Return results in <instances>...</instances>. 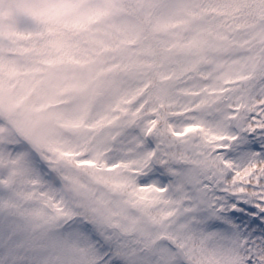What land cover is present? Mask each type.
<instances>
[{
	"label": "rangeland",
	"instance_id": "374dc122",
	"mask_svg": "<svg viewBox=\"0 0 264 264\" xmlns=\"http://www.w3.org/2000/svg\"><path fill=\"white\" fill-rule=\"evenodd\" d=\"M76 1L0 0L2 39L0 74L5 71L18 80L19 73L26 71L27 68L23 61L15 56L18 54L11 53L7 47V38L15 33L19 37L26 35L32 40L37 32L49 25L53 42L50 44L47 40L40 43L37 55L41 56L42 52L49 54L42 60L45 63L44 68L58 61L64 63L62 68L64 83H52L49 86L48 100L37 102L32 106V110L38 114L50 103L52 108L45 113L51 114L42 115L41 119L51 120L60 128L75 133L87 129L91 142L89 148L85 149L83 144L72 138L66 139L67 137L58 130L51 129L41 138L36 134L35 141L36 139L41 141L39 145H48L50 151L62 158L55 159L49 156V164L42 161L45 166L43 170L37 165V154L33 144L28 141L18 142V138L13 135V127L5 118L9 115L10 106L22 105L25 99L23 93L17 88L13 89V85L9 83L10 78L5 87H0V201L6 198L5 192L10 189L11 194L22 197L24 202L23 210L18 212L16 208L10 210L8 200L7 209L0 204V220L3 221V225H0V264H52L54 261L63 264H103L99 259L102 251H98L95 240L87 232L83 223L84 218L76 215L80 214L81 208L85 212L87 205L81 203L79 199L70 202L72 187L69 177L77 176L75 173L79 169L96 170L110 175L117 170L134 166L142 168L139 171L134 170V174L138 175L139 172L140 175V172L144 171L159 154L157 145L150 146L154 137L152 133L149 134L150 130L147 127L157 121L151 113L143 114V120L134 130L129 128L123 131L120 128L125 124L121 110L128 109L134 118L141 115L140 107L144 106L143 97L147 87L137 80L128 81L121 73L119 75L124 82L120 81L116 77L120 66L111 54L124 44L134 43L140 35L147 32L167 34L169 39L163 47L166 55L174 54L175 51L184 54L195 52L200 44L199 30L192 24V19H199L204 9L213 7L207 0H79L77 3ZM155 2H159L162 10L152 16L149 12L154 8ZM70 6L71 10H68ZM222 6L224 7L220 5ZM260 8H264V4L261 6L253 4L254 11ZM244 9L249 11V4H246ZM4 11L6 14L3 18L1 14ZM16 15L26 16L27 20L15 22ZM207 31L213 34L219 46L224 48L228 34L240 32L239 36H232L233 42L235 44L238 42L241 47L233 49L228 56L211 58L207 66L202 60L199 64L200 71L195 77L187 73L177 75L180 83L176 95L170 101L174 109L172 115L178 117L189 112L191 122L174 123L172 119L169 133L176 138L194 135L195 132L205 134L208 140L206 145L209 146L214 143L211 139L213 131L227 121L235 120L240 112V106L232 105L234 102L229 98L234 85L260 74L259 46L264 43V30L258 28L253 35L248 36L246 32L225 24L221 18L210 20ZM242 47L249 49L250 52L241 50ZM1 48L5 50L4 53L1 52ZM106 51L111 54L104 60L102 53ZM72 62L78 64L79 71L85 66L86 76L80 72L73 75L69 65ZM165 68L158 79L162 82H172L174 80L172 68L168 65ZM109 77L113 79L116 77L120 81L117 85V96L91 107L99 87L98 81L100 78L109 81ZM11 92L14 93L12 98ZM72 92L78 93V97L72 94L71 101L66 102V98ZM214 102H217V107H200ZM62 103L66 106L61 107ZM199 108L203 110L195 113ZM173 124H178L179 127ZM193 138L194 140L186 145L201 148L202 138L196 136ZM12 144L13 151L10 149ZM185 148L187 149L186 146ZM187 155L191 163H197L200 158L211 159L210 151L199 155L193 150L191 154L187 152ZM62 162L71 168L63 167ZM157 166L163 165L158 161ZM147 169H151V166ZM179 171L182 174L181 169ZM52 174H55V179L51 178ZM184 175L186 177L189 174ZM144 181L138 180L136 183L134 195L136 199L148 196L154 198L156 194L165 195L157 187L159 181H153L147 187L143 186ZM87 187L88 194L103 207L104 214L111 220L112 225L117 224L119 215L125 222L126 230H131L137 223L138 218L134 211L126 205L128 201L123 199L119 204L124 205L117 211V195L116 198H109L107 190L100 187L94 189L90 185ZM135 198L131 201L137 204ZM166 207L167 209L160 206L154 210L151 221L154 231L160 233V228L165 227L166 236L178 244L186 256L191 255L197 262L203 264H212L214 258L208 257L205 251L209 250L208 254L211 256L213 251L210 248L215 253L224 241L214 236L201 235L200 230L186 224L181 213L175 215L178 206ZM75 210L79 211L75 213ZM164 217L167 221L166 226ZM21 231L27 232L28 235L32 233L39 235L35 246H29L28 236H22L19 233ZM102 233H107V230ZM163 248L165 249L163 264H171L175 251H169L166 246ZM108 258L109 256L103 261H107ZM104 264H111L110 260Z\"/></svg>",
	"mask_w": 264,
	"mask_h": 264
},
{
	"label": "snow or ice",
	"instance_id": "6c2138e0",
	"mask_svg": "<svg viewBox=\"0 0 264 264\" xmlns=\"http://www.w3.org/2000/svg\"><path fill=\"white\" fill-rule=\"evenodd\" d=\"M258 98L264 100V92ZM211 139L210 160L180 166L191 180L182 193L184 222L224 241L212 264H230L233 254L240 264H264V103L252 102L239 119L214 130ZM170 169L171 164L158 167L143 186L159 181V191L167 193ZM181 255L173 253L171 264H188Z\"/></svg>",
	"mask_w": 264,
	"mask_h": 264
},
{
	"label": "trees",
	"instance_id": "16d2710c",
	"mask_svg": "<svg viewBox=\"0 0 264 264\" xmlns=\"http://www.w3.org/2000/svg\"><path fill=\"white\" fill-rule=\"evenodd\" d=\"M161 10L162 7L159 5V2H155L153 11L156 13V12H161ZM45 35H49L48 41L52 43L53 40L50 35V27L46 26L41 31L37 32L32 40L30 38H27L26 35L22 36V40L24 42H21L16 46H14L15 48L13 50L19 53L23 61L33 63L35 51L39 46L41 37ZM162 41H163L162 38L153 32L145 33L139 37L138 41L135 44L136 47L133 48L129 45L123 46V48H125L126 51H123V49L119 50L118 48V53H116L118 54V57H120V61L124 64L123 65L125 69L124 74L127 73L129 77L131 76L132 79H136L137 81L150 80L151 85L149 89V94L152 100H154V103L155 101H157V102H161V104L165 102L164 99H165L166 89L165 87L163 88V85L158 84L156 82L155 76L158 73V65L163 63L161 61H164V57H165L160 49L162 46ZM122 52H127V55H124L123 57ZM146 61H150L152 64H154L151 66L152 69L154 68V66L155 68L153 70L152 69L147 70L146 68H143ZM155 64H157V67ZM48 71L50 70L48 69ZM29 86L32 89H34L35 92L39 89L38 93L42 95L44 91L42 86H39L37 83L34 82L29 83ZM244 86L247 87L248 85L245 84ZM12 115H16V112H13ZM17 122L23 123L20 120V117L19 120H17ZM101 178H105V175L99 176L96 173H90L87 175V179L90 182L95 181L97 179L100 180ZM72 182H73V187L76 185V183L78 184V187L77 186L74 187L75 195L78 198H82L86 200L85 204L87 206L85 207L86 211L84 213L88 215L87 218L89 220L90 225L93 226L96 231L98 232L102 231L104 229V225L107 217L103 214V210L101 209V206H99L95 202L94 198H87L88 195L86 192V187L83 184L84 183L83 181H81L80 179H76V177L72 176ZM105 185L106 187L108 186L110 189L112 187L113 191L117 193V175L112 178L108 177L105 182ZM126 191L128 194H132L133 192L131 187H128ZM21 201H22L21 203H24L23 200ZM21 203L15 201L12 204L17 206V209H22L23 204ZM115 251L117 252V250ZM117 255L120 258V260L122 262H125L126 264L132 259L131 257H128L127 254L125 253H119V254L117 253ZM138 256L141 257L140 255ZM193 259L197 262V259H195L194 257ZM195 261L191 259L189 260L191 264H196Z\"/></svg>",
	"mask_w": 264,
	"mask_h": 264
},
{
	"label": "water",
	"instance_id": "95a60500",
	"mask_svg": "<svg viewBox=\"0 0 264 264\" xmlns=\"http://www.w3.org/2000/svg\"><path fill=\"white\" fill-rule=\"evenodd\" d=\"M110 87H112V86H110Z\"/></svg>",
	"mask_w": 264,
	"mask_h": 264
}]
</instances>
